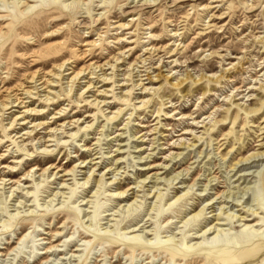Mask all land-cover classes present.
<instances>
[{
    "label": "rangeland",
    "instance_id": "obj_1",
    "mask_svg": "<svg viewBox=\"0 0 264 264\" xmlns=\"http://www.w3.org/2000/svg\"><path fill=\"white\" fill-rule=\"evenodd\" d=\"M0 31V100L10 89L23 100L5 110L3 123L12 113L35 108L44 113L27 120L48 117L50 122L51 115L59 116L58 110L63 109L64 116L56 124L78 118L80 126L90 125L62 146H51L49 153L40 149L47 139L46 129H37L26 153L0 127V136L8 140L0 147V155L6 158H0V174L14 183L11 189L9 184L0 190V264H186L185 260L203 259L201 253L174 259L166 248H173L172 238L179 249L193 243L183 238L188 228L180 220L196 212L216 191L223 195L213 200L214 207L207 212L218 213L222 205L239 214L242 206L230 207L236 198L243 206L258 208L264 220V153L239 160L251 152H264L260 102L264 98V0H0ZM172 49L176 53L169 57ZM114 56L124 60L117 78H125L133 62L136 70H143L138 62L141 56L157 80L146 107L133 105L143 96L139 88L133 94L139 98L129 104L104 106L105 112L122 108L112 121L84 101H72L76 90L71 97L62 95L58 103L43 106L39 98H24L23 91L15 88L21 82L29 88L24 75L35 70L46 74L65 58L76 60L79 68L91 61H113ZM48 78L42 79L43 87ZM181 80L179 88L173 86ZM255 106L261 109L255 117L244 109ZM28 126L31 123L24 127ZM73 126L67 130L74 131ZM185 128L192 131L181 134ZM72 166L77 168L75 174L64 175ZM101 173L105 183L93 194ZM113 178L117 183L111 186ZM166 179L172 185H166ZM193 181L197 185L188 195L173 203ZM205 184L204 193L209 195L199 197ZM125 189V201L113 197L112 193ZM158 190L163 196L155 200L152 196ZM133 199L137 206L128 211L122 207ZM260 223L263 231L264 222ZM137 224L145 229L128 233L125 227ZM238 225H226L217 240L230 251L228 261L264 264V251L245 258L251 248L264 245V231L253 237ZM146 230L150 231L146 234ZM139 234L150 239L145 247L136 244ZM204 261L195 263H216Z\"/></svg>",
    "mask_w": 264,
    "mask_h": 264
},
{
    "label": "bare ground",
    "instance_id": "obj_2",
    "mask_svg": "<svg viewBox=\"0 0 264 264\" xmlns=\"http://www.w3.org/2000/svg\"><path fill=\"white\" fill-rule=\"evenodd\" d=\"M214 1H217V0H214ZM24 6H26V8L30 7V6H28L27 2H24ZM214 7L215 6H213V5L209 6V8H214ZM212 21H213V19L209 20L210 23ZM55 23H56V21H51L49 24L55 25ZM118 26L123 27V26H125V24L124 23L119 24ZM210 26H214V25L211 24ZM0 33H1V31H0ZM53 34H54V32L52 30L49 35H53ZM173 35H177V31H175L173 33ZM58 44L59 43H54L52 45H55V47H56V45H58ZM151 49H152L151 47L147 48V50H151ZM175 51H176L175 49H172L169 57L174 55L176 53ZM85 54H86V52L84 51L83 55H85ZM218 55L220 56V54H218ZM113 58H114L113 61L104 60L102 63H98L96 61H91L87 65H83L79 68H77V66H76V60H74L72 58H65V59L53 64L52 68L49 69L46 72V74L41 73L40 70H35L33 72L28 73V75H26V76L24 75V78H25V81L27 82V84L30 83V85H31V86H29V88H26L23 85L24 83H22V82L17 84V86L15 88L21 89L23 91V94H25V96H26L24 98H31V99L39 98V101L42 104H44L43 106L58 103V101L61 99L62 95L67 96V97H71L76 90V93H75L76 96L74 97L75 99L72 101H74L77 104H79L81 101H84L85 102L84 105H89L90 108L94 109L98 115H102L103 117H105V119L107 121H112L116 117H118V115L121 114L122 108L117 107L114 111L105 112L106 108H108V107H106L104 109L103 108L104 106H106V105L109 106L110 103H117L120 105L129 104L132 99L136 100V98H139V96L136 97L133 95L134 90L139 88L141 90L139 95H143V96L137 102H134L133 105L136 104L135 106L138 105V107H146L151 100V97H149V94H153L155 92V90L152 91L153 85H154L153 81L157 80V79L154 80V77L149 73L148 67H146L144 65L146 59L141 57V56H139L140 60L138 62L142 63V65L139 67H142L144 69L143 70H138V69L136 70V67H138V66L136 65L135 62H133L128 66V70H127L125 78L119 79V78H117V76L119 75L118 71H120L119 68L121 66V63H124V60H123V58L118 57V56H114ZM55 59H58V58H55ZM120 60H121V62H119ZM107 70H110V72L106 73ZM143 71L146 73L140 74V72H143ZM45 75L49 76V78L47 80H45L47 83V87H43L44 82L42 81V79L44 78ZM142 75H146V78H143ZM158 76H159V74H158ZM143 79H148L149 81L147 83H144ZM218 79L219 78H217L216 81H218ZM166 80H167V78H166ZM183 82L184 81L181 80V81L173 84V86L179 88ZM99 83H100V85H98ZM261 87L264 88V84ZM76 88H78V89H76ZM116 89H118L119 91L116 92ZM95 91H97V94L94 93ZM150 91H152V92H150ZM40 92H45V93L40 95ZM109 92H111V94H108ZM87 93L88 94L92 93V94H90L89 96H85ZM108 98L113 99V101L112 102L108 101ZM260 102L264 106V98H260ZM22 103H23V100L22 99L20 100V97H18L15 92L13 93V89L7 90L6 98H4V100H0V127L3 128V130L9 136L12 143L15 144L17 149H19L23 152L28 153V151H29L28 147H29V145H31V144H28V141L29 140L32 141L33 139H35V136L38 134L37 129H46L47 130L46 131V133H47L46 138L47 139L44 140V142H42V144L40 145V149H42V151L44 153H49L50 152L49 149L51 146H53V145L62 146L66 142L65 139L74 138V136L81 129L85 130L87 128H90V125L80 126V124H79L80 122H79L78 118L72 119V123L70 121L67 123L65 121H63L60 124H56V122H57L56 119L64 116V113L63 114L61 113V111L63 109L58 110V113H60L59 116L56 115L57 112L53 113L50 117V119L53 118V120L50 122H47L48 117H46V120H45V118H35V120L40 119L38 122L34 121V119L27 120L31 116L42 115L44 113V109H38L37 110L35 108H28V109H24L22 111V113H18V114H14V113H12V111H10V114L12 113V115L7 118L8 122L4 124L3 123L4 122L3 116H4L5 110H9L12 107H16L17 105H20ZM26 108H27V106H26ZM244 109L250 115L252 114L253 117H255L254 115H256L259 112V110H261L259 108V106L249 107V108H244ZM90 116H91V114H89V113L86 115V117H90ZM182 117L186 118L187 116H182ZM28 123H31V126L24 127ZM17 125H19V128H18L19 130H17V128H16ZM51 125H54V126H51ZM69 125H75V126H73V128L75 130L74 131L67 130V127ZM20 130H23V132L20 133ZM7 131H9V132H7ZM191 131L192 130H190V129L188 130L185 128L181 134H187L188 132H191ZM11 132H14V133H11ZM181 134H179V135H181ZM196 137H198V136H196ZM2 138L3 137L0 136V147H5L4 144L8 140H3ZM50 142H54V144H49ZM39 143H40V141H39ZM181 144H184V143H181ZM189 145H191V144H189ZM259 145H260L259 149H261L263 147L262 143ZM262 153H264V152H251L245 158H241L239 160L241 161V160L246 159L248 157H251L253 155L262 154ZM0 158L2 160L6 159L4 154H1ZM75 166H77V165L75 164ZM75 166H72L69 170H67V172L65 171L64 175H70V173H71V175H74L76 170H77V168H75ZM2 167H6V166H2ZM11 167L13 168L14 166H11ZM49 167H52V165H50ZM81 167H83V166H81ZM33 168L37 169V167H33ZM56 169L58 171L60 170V168H56ZM29 172H30V170H29ZM7 176L8 175L0 174V190L1 189L4 190L5 186L9 185V184H10V186H9L10 189L14 186L13 181L9 182V180L11 179L10 177H8V179H6ZM98 179L99 180H98V184H97V189L93 192V194H96L98 191H100L101 185H104V183H105V182H103L104 179H103L102 173H101L100 178H98ZM114 179L115 178L110 180L109 184L111 186H113L114 184L117 183V182H114ZM88 182H89V177L86 178L81 183V185L84 186ZM164 182L166 183V185H172V183H173V181L169 182V179H166ZM183 182L184 181H182L181 183H183ZM209 182H210V180H208L207 183H209ZM66 185H67V183H63V186H66ZM195 185H197V184L194 183V181H193V183L190 186H185L186 189L184 188V186H180V187H183L185 190L173 198V200H174L173 203L182 199L183 197H186L188 195L189 191L192 190L193 186H195ZM207 185L208 184H205L204 188L200 189L201 192L198 193L199 197H207L209 195V192L204 193V191H206L208 189ZM117 187H119V185H117ZM16 188L19 189V187H16ZM211 189H214V188H211ZM126 192H127V189H125L123 191L114 192V193H112V195L114 194V196H113L114 198L122 199L125 201V199L127 198ZM27 193H29V192L27 191ZM150 193H148V194H150ZM12 194H13V191H11L9 196H11ZM58 194H59V192H56L54 194V196L57 197ZM214 195H215L214 197L209 195L208 199H206V201L201 205V207L196 212L189 214L188 216L184 217L183 220H180V222L183 224V226L185 228H188L187 230H184L183 238H185V236H187V237H189L188 242H193V243L189 246H185L184 249H179L175 246L176 242L172 238L171 242H172L173 248H169V249L166 248V250L168 252H170L169 254L172 255V257L174 259L176 256H183V255H187L189 253H201L203 255V259L205 261H207L208 259H215V262H216L215 264H234L233 261H231V262L228 261V258L230 257V251L225 249L226 246H224V244H217V240L219 239V236L222 235L224 233V231L226 230L225 226L228 225L229 223L239 222L238 227H241L240 231L242 233H246L248 235H253V237H258L264 231V230L261 231V228H260V226L262 225L260 222L261 221L264 222L263 217L259 216V214H261L262 212H258V208H251L250 206L247 207L246 205L243 206V203H240V201H237L236 198L234 200L230 201L231 202L230 207L242 206L243 208H246L245 210H243L242 207L240 209H238L239 214H235L232 211L229 212V210H225L224 206H222V205L219 208L218 213L213 214L212 213L214 211L213 209L211 211L207 212L208 209H211L214 207L213 200L215 198L221 197L223 195V191H221V193L216 191V192H214ZM9 196H7V197H9ZM154 196H155V200H160L162 198L163 194L161 193L160 190H158V192L157 193L155 192V194H153L152 197H154ZM52 200L53 199L51 198L49 201L51 202ZM225 201L227 203L229 202L228 200H224V202ZM136 202H137V200L133 199V201H131L128 204H124L122 207H125L126 210L132 209L133 206H137ZM18 203H21V202L19 201ZM197 204H198L197 202L192 204V206H191L192 210H194V208L197 207ZM16 207H19V206H16ZM208 213H210L209 216L207 215ZM250 221H253V223H251ZM241 222H243V223L240 224ZM143 225L144 224H142L139 228H138V224L134 225V226H128L125 228H128V230H129L128 233H134V232L139 231L141 228H142L141 230H144L145 226H143ZM192 230H194L193 234L188 235V233ZM149 231L150 230H146V232H144V231H141V232H144L147 234ZM209 239L212 242L210 244L211 245L213 244L212 246H210L208 244L207 240H209ZM204 240H206V243L205 242L203 243ZM135 241L137 242L136 244L143 245L145 247V245H147L149 243L150 239L147 238L146 236H144V238H141V235L139 234L138 239ZM214 244H216V246H214ZM263 251H264V245H263V243H259L254 248H251L247 252L245 258H248L250 256H253V257L257 256L260 253H262ZM250 254H252V255H250ZM203 259H199V257H196L195 259H193V261L185 260V262H186V264H193V263L197 262V260H198V262H200ZM211 264H212V262H211Z\"/></svg>",
    "mask_w": 264,
    "mask_h": 264
}]
</instances>
